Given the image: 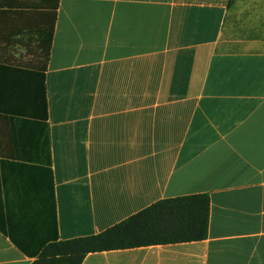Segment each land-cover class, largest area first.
<instances>
[{
  "label": "crops",
  "instance_id": "1",
  "mask_svg": "<svg viewBox=\"0 0 264 264\" xmlns=\"http://www.w3.org/2000/svg\"><path fill=\"white\" fill-rule=\"evenodd\" d=\"M235 1L0 0V264L194 195L205 240L82 264H264V15Z\"/></svg>",
  "mask_w": 264,
  "mask_h": 264
},
{
  "label": "trees",
  "instance_id": "2",
  "mask_svg": "<svg viewBox=\"0 0 264 264\" xmlns=\"http://www.w3.org/2000/svg\"><path fill=\"white\" fill-rule=\"evenodd\" d=\"M209 218L207 195L164 199L100 234L51 242L33 264H82L90 253L202 241Z\"/></svg>",
  "mask_w": 264,
  "mask_h": 264
},
{
  "label": "rangeland",
  "instance_id": "3",
  "mask_svg": "<svg viewBox=\"0 0 264 264\" xmlns=\"http://www.w3.org/2000/svg\"><path fill=\"white\" fill-rule=\"evenodd\" d=\"M235 2L236 8L234 11L239 12V18H237L238 14L236 13L235 18L231 17L230 25L235 24V27L240 29L241 26H246L249 23L254 26L262 23L264 0H236ZM234 47L236 46L234 45Z\"/></svg>",
  "mask_w": 264,
  "mask_h": 264
}]
</instances>
